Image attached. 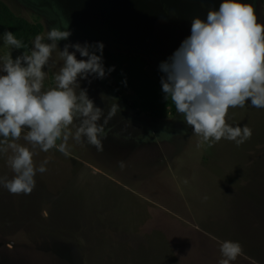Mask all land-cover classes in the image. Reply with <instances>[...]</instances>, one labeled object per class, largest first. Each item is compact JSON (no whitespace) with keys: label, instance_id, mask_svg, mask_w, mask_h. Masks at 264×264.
<instances>
[{"label":"rangeland","instance_id":"1","mask_svg":"<svg viewBox=\"0 0 264 264\" xmlns=\"http://www.w3.org/2000/svg\"><path fill=\"white\" fill-rule=\"evenodd\" d=\"M3 1L42 23L45 42L53 28L71 33L44 68V90L55 87L65 44L102 42L114 52L142 55L161 71V62L190 36L192 20L206 21L209 10L219 9L192 0ZM241 2L264 23V0ZM3 34L0 56L11 52L15 59L20 54ZM79 84L105 116L119 105L105 125L103 151L70 138L67 155L43 152L22 134L16 142L35 153L34 163H49L29 195L0 186V264H220L226 240L242 247L230 264H264V108L250 99L229 108V125L252 129L242 145L222 138L197 147L201 137L181 114L154 119L132 110L118 98L112 77L90 75ZM8 155L0 154V176L11 179Z\"/></svg>","mask_w":264,"mask_h":264},{"label":"clouds","instance_id":"2","mask_svg":"<svg viewBox=\"0 0 264 264\" xmlns=\"http://www.w3.org/2000/svg\"><path fill=\"white\" fill-rule=\"evenodd\" d=\"M70 35L68 30L53 28L47 32L50 42L42 35L35 37L30 54L23 52L15 59L11 52L0 56V72L5 73L0 75V154L11 153L7 164L14 173L11 179L0 176V186L13 195L31 194L36 174L46 172L49 163L48 159L39 166L34 163L35 153L16 142L22 134L32 149L43 152L56 148L67 155L70 138L78 143L86 139L103 151L105 125L119 111L117 103L111 104L105 116L79 84V79L90 75L106 76L102 42L65 44L55 87L44 90V68L51 67L57 42ZM3 41L11 48L24 47L11 31L4 32ZM69 47L75 51L70 52ZM76 52L87 59H77ZM160 69L165 73L161 78L165 98L171 99L175 111L201 137L197 147L204 143L211 147L222 138L240 146L251 138L252 129L247 125L234 127L226 121L229 108H242L249 99L253 107L264 108V23L258 22L251 4L223 0L218 10L208 11L206 21L194 18L190 36L168 61L161 62ZM113 70L114 66L107 72ZM120 165L123 167L122 161ZM241 251L239 242L224 241L220 264H230Z\"/></svg>","mask_w":264,"mask_h":264},{"label":"trees","instance_id":"3","mask_svg":"<svg viewBox=\"0 0 264 264\" xmlns=\"http://www.w3.org/2000/svg\"><path fill=\"white\" fill-rule=\"evenodd\" d=\"M0 31H11L22 41L24 47L17 49L22 55L23 52L30 53L33 40L43 33L44 26L40 22H32L17 15L7 3L0 0ZM102 55L106 75H112L118 98L132 110L145 113L154 119H163L177 113L171 99H166V94L162 91L161 78L164 75L146 57L114 52L106 47L103 48ZM113 66L114 70L108 73L107 69ZM124 89L131 94L121 96L120 91Z\"/></svg>","mask_w":264,"mask_h":264},{"label":"flooded vegetation","instance_id":"4","mask_svg":"<svg viewBox=\"0 0 264 264\" xmlns=\"http://www.w3.org/2000/svg\"><path fill=\"white\" fill-rule=\"evenodd\" d=\"M158 2H165L164 0H157ZM192 1H196V3L201 4V8L202 6L205 4L204 2L208 1V3L210 4L209 7L212 9H214L217 6H220V4L223 2V0H192Z\"/></svg>","mask_w":264,"mask_h":264},{"label":"built area","instance_id":"5","mask_svg":"<svg viewBox=\"0 0 264 264\" xmlns=\"http://www.w3.org/2000/svg\"><path fill=\"white\" fill-rule=\"evenodd\" d=\"M108 78H111L112 77V75L111 74H108V75H106ZM112 81H113V79H112ZM113 83H114V81H113ZM113 86L115 87V83L113 84Z\"/></svg>","mask_w":264,"mask_h":264}]
</instances>
